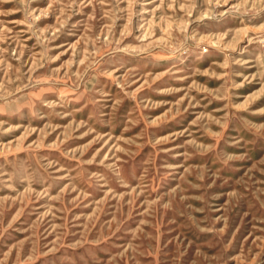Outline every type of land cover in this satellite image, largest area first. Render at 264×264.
Segmentation results:
<instances>
[{
  "label": "rangeland",
  "instance_id": "obj_1",
  "mask_svg": "<svg viewBox=\"0 0 264 264\" xmlns=\"http://www.w3.org/2000/svg\"><path fill=\"white\" fill-rule=\"evenodd\" d=\"M0 264H264V0H0Z\"/></svg>",
  "mask_w": 264,
  "mask_h": 264
},
{
  "label": "bare ground",
  "instance_id": "obj_2",
  "mask_svg": "<svg viewBox=\"0 0 264 264\" xmlns=\"http://www.w3.org/2000/svg\"><path fill=\"white\" fill-rule=\"evenodd\" d=\"M255 91V90H254Z\"/></svg>",
  "mask_w": 264,
  "mask_h": 264
}]
</instances>
